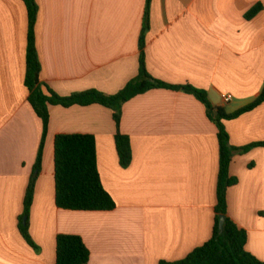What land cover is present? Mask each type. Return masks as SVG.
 Returning <instances> with one entry per match:
<instances>
[{
  "label": "crops",
  "instance_id": "0c3cea01",
  "mask_svg": "<svg viewBox=\"0 0 264 264\" xmlns=\"http://www.w3.org/2000/svg\"><path fill=\"white\" fill-rule=\"evenodd\" d=\"M43 92L115 95L140 76L148 0H36ZM263 10L252 20L255 6ZM29 18L22 0H0V264H56L57 237L77 235L89 264L176 263L213 236L220 148L206 106L184 91L156 89L121 107L133 161L120 164L113 110L50 107L43 163L30 209L32 247L20 220L39 155L43 124L25 85ZM144 58L170 86L205 91L228 113L264 88V0H151ZM224 96H231L229 103ZM231 144L264 142V104L225 122ZM93 135L112 211H70L56 204L55 140ZM228 215L248 234L247 251L264 262V148L237 154Z\"/></svg>",
  "mask_w": 264,
  "mask_h": 264
},
{
  "label": "trees",
  "instance_id": "16d2710c",
  "mask_svg": "<svg viewBox=\"0 0 264 264\" xmlns=\"http://www.w3.org/2000/svg\"><path fill=\"white\" fill-rule=\"evenodd\" d=\"M27 8L29 18V33L27 45V72L25 85L30 92L29 103L43 124V137L31 178L26 198L25 213L20 220V230L25 240L35 249L29 233V215L33 205L35 188L43 163V153L50 125V107L74 106L88 107L101 105L113 110L116 124V147L122 168L127 169L133 161V151L130 137L121 131V107L137 96L156 89L184 91L194 95L207 108L209 118L218 128L220 148L219 175L217 185V205L215 208V227L212 238L202 247L194 250L182 261L176 263L161 262L160 264H264L247 251L248 234L240 229L228 215V191L238 184V179L231 176L230 169L235 155L247 154L252 149L263 147L264 142L242 148L232 146L230 134L225 122L234 121L250 113L264 104V88L257 100L250 105L228 113L224 108H214L205 91L192 86H170L154 79L147 71L144 48L145 33L148 30L150 2L148 0L145 13V28L140 42L141 61L138 80L130 82L122 91L115 95H106L98 90L61 97L54 92L47 96L41 86L40 75L42 65L36 45L35 28L37 25L39 6L36 0H22ZM263 10L262 5L255 6L247 13L246 19L252 20ZM55 183L56 204L59 208L70 211H112L116 203L105 190L98 167L96 139L93 135L75 134L60 135L55 140ZM225 216L224 231H220L221 217ZM27 221L24 222V219ZM91 252L85 242L77 235H59L57 237L56 264H89Z\"/></svg>",
  "mask_w": 264,
  "mask_h": 264
},
{
  "label": "water",
  "instance_id": "95a60500",
  "mask_svg": "<svg viewBox=\"0 0 264 264\" xmlns=\"http://www.w3.org/2000/svg\"><path fill=\"white\" fill-rule=\"evenodd\" d=\"M26 221H27V218H25L24 222H26ZM225 221H226L225 216H222L221 220H220V231H221V233H223V231H224Z\"/></svg>",
  "mask_w": 264,
  "mask_h": 264
},
{
  "label": "built area",
  "instance_id": "2783aa9c",
  "mask_svg": "<svg viewBox=\"0 0 264 264\" xmlns=\"http://www.w3.org/2000/svg\"><path fill=\"white\" fill-rule=\"evenodd\" d=\"M231 100H232V97L231 96H224V101L226 103H229Z\"/></svg>",
  "mask_w": 264,
  "mask_h": 264
},
{
  "label": "rangeland",
  "instance_id": "374dc122",
  "mask_svg": "<svg viewBox=\"0 0 264 264\" xmlns=\"http://www.w3.org/2000/svg\"><path fill=\"white\" fill-rule=\"evenodd\" d=\"M25 220V219H24Z\"/></svg>",
  "mask_w": 264,
  "mask_h": 264
}]
</instances>
